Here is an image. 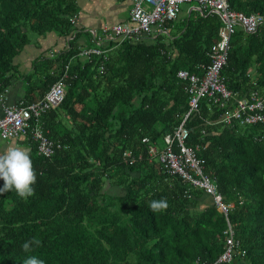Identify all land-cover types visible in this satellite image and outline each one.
<instances>
[{"label":"trees","instance_id":"1","mask_svg":"<svg viewBox=\"0 0 264 264\" xmlns=\"http://www.w3.org/2000/svg\"><path fill=\"white\" fill-rule=\"evenodd\" d=\"M76 1L0 0V96L20 79L19 102L38 101L68 63L62 101L37 121L60 148L46 158L29 138L14 141L29 151L37 182L26 200L15 190L0 194V264L30 256L45 264L213 263L225 250L227 225L235 250L222 264H264V124L223 125V109L206 99L184 122L187 143L203 147V174L230 205L226 217L147 155L148 145L164 147L187 111L185 83L175 75H202L198 66L218 41V17L178 14L166 33L141 42L95 45L87 32L89 45L80 48L81 30L69 22L77 19ZM225 2L244 15L264 14V0ZM51 33L63 46L20 71L14 60L31 45L29 34L39 40ZM94 47L101 53L78 57ZM220 77L240 97L264 94V24L251 34L234 32ZM160 199L168 208L153 212L150 202ZM33 239L39 245L24 252Z\"/></svg>","mask_w":264,"mask_h":264},{"label":"built area","instance_id":"2","mask_svg":"<svg viewBox=\"0 0 264 264\" xmlns=\"http://www.w3.org/2000/svg\"><path fill=\"white\" fill-rule=\"evenodd\" d=\"M130 8L127 21L111 26H103L99 31L91 29L92 43L123 41H146L156 34L167 32L165 25L175 20L180 12V6L184 3H193V7L187 10L199 15L214 14L220 21L218 41L211 47L208 53V63L199 65L203 70L201 76L189 73L186 70L176 72L175 78L184 84V92L188 97V109L181 122L171 135L164 138V147L154 145L147 146V155L157 158L167 175L178 177L190 186L202 192L211 199L212 204L224 217L230 209V205L222 201L216 192L214 182L203 174L204 162L198 157L203 149L198 144H188V129L184 122L198 108L200 99H206L217 109H223L219 114V122L223 125L237 123L240 126H253L264 124V94L249 92L244 96H238L227 90L220 71L224 67L227 50L231 36L239 29L246 34L254 33L264 24V14L244 15L228 8L225 0H128ZM70 24L75 25L76 16L69 19ZM100 50L96 47L82 50L78 57H87L90 54L98 55ZM68 63L64 66L61 79L53 83L45 95L38 101L17 105H2L0 111V139L4 141H16L29 138L35 145L37 155L50 157L56 149L60 148L58 142L48 139L38 123V118L48 110L60 104L64 96L63 80ZM2 96H0V102ZM32 121V123L30 122ZM146 143V140H142ZM128 153H126V156ZM229 237L225 240V250L213 263L195 264H222L231 262V255L235 250V244L231 238V230L227 225Z\"/></svg>","mask_w":264,"mask_h":264},{"label":"crops","instance_id":"3","mask_svg":"<svg viewBox=\"0 0 264 264\" xmlns=\"http://www.w3.org/2000/svg\"><path fill=\"white\" fill-rule=\"evenodd\" d=\"M88 2L90 0H87ZM86 0H77V19L76 27L81 30L80 35L77 39L78 45L86 47L89 45V32L91 29L99 31L103 26H111L116 23H125L128 17V11L130 8V2L128 0H118V4L113 6H103V14L101 18L97 17L96 8L94 10L88 9V13L85 12L87 7ZM99 4H102V0H96ZM108 8V9H107ZM125 13V17L122 19L119 17L120 13ZM188 13V12H186ZM185 13V14H186ZM184 15L179 12V17ZM63 39L55 36L54 34H48L44 39L37 40V44L31 43V45L26 46L24 50L15 58L14 64H16L20 71L28 70L30 62L35 59L40 53L47 52L49 50H57L63 46ZM25 53H27L25 55ZM13 90L16 87V84L13 83ZM23 97V95H22ZM22 97L16 101H11L10 103H5V98L2 96V101L0 102V111L2 105H15L17 104ZM1 141V140H0ZM9 147H19L27 150L24 145L16 143L14 141H3V145L0 146V153L5 152Z\"/></svg>","mask_w":264,"mask_h":264},{"label":"clouds","instance_id":"4","mask_svg":"<svg viewBox=\"0 0 264 264\" xmlns=\"http://www.w3.org/2000/svg\"><path fill=\"white\" fill-rule=\"evenodd\" d=\"M0 180L4 182L0 194L15 190L17 195L25 200L32 196L37 175L29 151L19 147H9L5 152L0 153ZM149 207L153 212H160L168 208V203L164 199L153 200ZM39 243L36 239L25 241L22 250L26 253L30 252L32 245L38 246ZM24 264H45V262L36 256H30L24 260Z\"/></svg>","mask_w":264,"mask_h":264},{"label":"rangeland","instance_id":"5","mask_svg":"<svg viewBox=\"0 0 264 264\" xmlns=\"http://www.w3.org/2000/svg\"><path fill=\"white\" fill-rule=\"evenodd\" d=\"M118 2H119L118 0H102V4H99L96 0H90L89 2L87 1V7H86L85 12L88 13V9L94 10V8H96L97 17L101 18V14H103V9H102L103 6H107V7L112 6V9H113V6L117 5ZM193 5H194L193 3H184V4H182L180 6L181 13H183L185 15L187 10L190 9L191 7H193ZM125 15L126 14L122 12V13L119 14V17L123 19L125 17ZM184 15H182L181 18H183ZM28 37L30 39V43H32L33 41L37 40V37H34V35H32V34H29ZM26 54L27 53H25V55ZM14 83L16 84V87L14 88L15 90H13V88L11 87L12 85H11L6 90V92L3 94V98H5V100H4L5 103H10L11 101H16V100L20 99L22 97L23 93H24V89H25L24 82L22 80H20V79H17V80L14 81ZM104 87L108 88L109 85L104 84ZM3 141L4 140L0 141V146L3 145ZM208 199H205L204 202H207Z\"/></svg>","mask_w":264,"mask_h":264}]
</instances>
